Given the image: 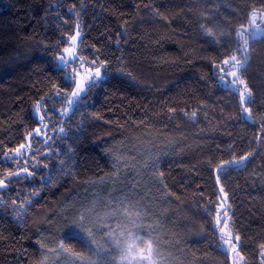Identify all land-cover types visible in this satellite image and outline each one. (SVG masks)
Returning <instances> with one entry per match:
<instances>
[{"label":"trees","instance_id":"16d2710c","mask_svg":"<svg viewBox=\"0 0 264 264\" xmlns=\"http://www.w3.org/2000/svg\"><path fill=\"white\" fill-rule=\"evenodd\" d=\"M244 2L253 0H0V145L22 142L35 126L34 100L49 91L48 76L55 66L41 42L73 34L78 23L80 51L91 57L93 46L99 47L111 64L107 82L94 90L83 108L74 172L65 175L55 155L47 161L41 155L35 177L22 175L9 189L0 190V200L8 202L7 207L0 202V264H36L43 224L81 199L88 192V180L109 173L105 156L109 149L130 158V175L136 173L131 167L136 158L138 179L152 191L146 200L161 206L166 229L187 252L189 264H227L214 251L209 229L215 214L205 219L203 202L210 193H218L208 161L230 159V147L238 154L253 153L246 169L232 171L222 181L230 197L227 206L234 213L232 222L245 237L244 254L249 264H259V244L264 242V142L256 139L258 126L234 118L239 95L212 78L210 61L215 53L206 51L197 24L202 13L214 10L223 25L235 26L233 8ZM255 2L258 6L259 0ZM153 5L160 6L162 15L152 10ZM250 43L252 59L245 77L257 97L254 108L260 109L264 39ZM121 65L135 79L121 74ZM172 106L177 107L175 114L168 111ZM184 106L189 113L202 109L196 122L180 111ZM80 121L77 113L73 127ZM55 147L64 149L66 142L57 136ZM148 151L159 156L157 170L164 172V183L179 199L157 191L156 177L143 169ZM34 188L39 195L33 197ZM21 192L20 199L31 198L32 203L18 219L10 201ZM211 199L215 202V195ZM65 240L81 250V240Z\"/></svg>","mask_w":264,"mask_h":264},{"label":"snow or ice","instance_id":"6c2138e0","mask_svg":"<svg viewBox=\"0 0 264 264\" xmlns=\"http://www.w3.org/2000/svg\"><path fill=\"white\" fill-rule=\"evenodd\" d=\"M75 7L73 4L69 11H74ZM152 10L162 15L160 6L153 5ZM232 16L235 26L223 25L217 11L208 10L201 14L197 22L198 32L203 44L207 45L206 51L215 53L210 61L212 78L218 86L238 91L239 103L234 118L258 126L256 139L264 142V111H260L264 109V87L260 89V109L254 108L257 97L245 77L252 59L250 42L264 39V28L257 23L264 20V0H259L258 6L255 0L251 4L244 2L242 6H235ZM81 35L77 23L74 34L68 32L66 37L62 34L54 42H41L40 46L51 56L55 66L54 72L48 76L50 88L34 100L35 126L25 132L22 142L14 147L0 145V160L4 162L0 163V190L9 189L13 179L19 180L22 175L25 179L35 177L38 174L37 166L42 162L39 159L41 155L45 161L55 155L60 171L65 175L74 172L73 160L79 141L77 133L83 130L85 118L83 108L88 105L94 90L107 82L106 77L111 71L110 60L101 48L93 46L95 51L91 57H86L80 51L78 44ZM119 71L130 80L135 79L133 73L126 71L123 65ZM199 110L202 109L189 113L187 106L180 109L192 122H196ZM168 111L175 114L177 107H169ZM77 113L81 114V121L73 127L72 117ZM57 136L66 142L64 149L55 147ZM228 151L230 159H221L219 163L211 159L208 161L210 172H215L218 193L214 191L209 194L208 200L203 202V213L205 219L215 214L214 224L209 231L214 238L217 255L224 256L227 264H249L244 254L245 237L232 222L234 213L227 206L230 197L222 177L226 178L232 171L246 169L253 153L238 154L235 147H230ZM145 155L147 159L143 160V169L156 177L157 191L163 197L176 196L179 199V195L164 183V172L157 170L159 156L154 158L151 151ZM105 156L110 160L109 173L86 182L92 188L91 199L74 203L58 219V223L62 221V228L68 229V239L79 240L81 238L77 233L83 234L81 250H75L64 237L48 241L38 238L41 256L36 264H53V257L59 260L61 256L70 257V264H174L171 254L165 256L160 250L154 235L159 217L137 191L140 182L127 171L130 166L127 158L115 149L106 151ZM135 159L131 167L138 176L140 169ZM44 167L47 168L48 164L44 163ZM21 195L22 192L18 193L10 201L18 219L26 215L32 203L31 198L20 199ZM38 195L39 191L34 188L31 196ZM213 195L215 202L211 199ZM0 202L7 207V201ZM201 231H204L203 227ZM195 243L199 245L200 241ZM259 264H264V242L259 244Z\"/></svg>","mask_w":264,"mask_h":264},{"label":"rangeland","instance_id":"374dc122","mask_svg":"<svg viewBox=\"0 0 264 264\" xmlns=\"http://www.w3.org/2000/svg\"><path fill=\"white\" fill-rule=\"evenodd\" d=\"M263 23L261 24V27L264 28V20H261ZM74 34V33H73ZM238 93V91H236ZM239 95V94H238ZM126 157V156H125ZM129 158V157H128ZM127 158V159H128ZM130 159V158H129ZM130 165V164H129ZM136 173H132L131 176H135ZM140 175L136 176L135 178L138 179ZM140 182V181H139ZM144 183L140 182V187L137 191H139L142 196L145 198V202L149 204V206L153 209V212L156 216L159 217L158 222L155 224V237L157 240V243L160 247V250L165 256H168L169 253L171 254V257L174 259V264H189L188 260V254L186 251H182L178 248L177 242L175 239L172 238L171 234L166 229L165 221H163V218L161 216L162 210L161 206H156L154 203L147 202L145 195H148L152 193L148 190V188H145ZM86 189L88 192L83 193L81 196V199L67 205L63 209H61L56 215L51 217V221L47 220L42 228L40 229V239H43L45 241L52 240V239H58L61 237L67 238L68 237V229L62 228L61 223H58V219L63 217L64 212L68 209H70L74 203H79L81 200H90L92 197V188L87 184ZM78 236H80L82 240L83 234L77 233ZM39 254L41 256V250L39 249V245L36 244ZM40 259V257H39ZM70 257L61 256L59 260H57L56 257H53V264H70Z\"/></svg>","mask_w":264,"mask_h":264}]
</instances>
